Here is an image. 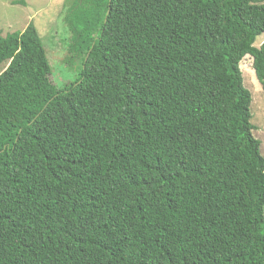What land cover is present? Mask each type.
<instances>
[{
	"label": "trees",
	"instance_id": "obj_1",
	"mask_svg": "<svg viewBox=\"0 0 264 264\" xmlns=\"http://www.w3.org/2000/svg\"><path fill=\"white\" fill-rule=\"evenodd\" d=\"M65 11L80 63L61 86L31 22L0 33V264H264V156L239 68L252 58L264 94V3Z\"/></svg>",
	"mask_w": 264,
	"mask_h": 264
},
{
	"label": "rangeland",
	"instance_id": "obj_2",
	"mask_svg": "<svg viewBox=\"0 0 264 264\" xmlns=\"http://www.w3.org/2000/svg\"><path fill=\"white\" fill-rule=\"evenodd\" d=\"M23 1L24 3H20V0H0L1 35L22 31L31 22L42 39L51 64L50 80L58 86L73 81L78 71L76 66L80 60L69 52L72 33L64 19L70 0ZM261 2L264 3V0ZM263 41L264 32L256 37L254 44L259 46ZM7 64V61L0 62V72L6 68ZM239 68L242 73L243 86L251 95L252 134L259 140L260 153L264 156V94L255 76L252 58L245 55L239 63Z\"/></svg>",
	"mask_w": 264,
	"mask_h": 264
}]
</instances>
